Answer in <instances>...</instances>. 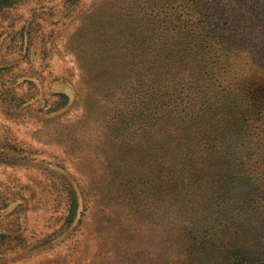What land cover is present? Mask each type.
<instances>
[{
	"label": "rangeland",
	"instance_id": "374dc122",
	"mask_svg": "<svg viewBox=\"0 0 264 264\" xmlns=\"http://www.w3.org/2000/svg\"><path fill=\"white\" fill-rule=\"evenodd\" d=\"M161 10L146 0H23L0 10V264H235L232 245L264 249V163L227 183L238 232L223 231V248L193 249L187 237L225 225L218 185L194 187L161 212L148 197L135 203V185L128 194L157 147L182 143L204 110L216 111L213 123L223 116L221 87L189 90L178 71L164 73L151 41L140 54L135 39L156 31L155 12L171 18ZM257 65L232 83L254 97L231 105L249 106L231 116L250 129L237 150L249 141L254 157L264 155V128L244 118L256 112L247 101L264 99ZM71 190L78 214L67 225Z\"/></svg>",
	"mask_w": 264,
	"mask_h": 264
},
{
	"label": "trees",
	"instance_id": "16d2710c",
	"mask_svg": "<svg viewBox=\"0 0 264 264\" xmlns=\"http://www.w3.org/2000/svg\"><path fill=\"white\" fill-rule=\"evenodd\" d=\"M20 1L23 0H0V10L10 8ZM146 1H152L156 7L160 5L161 14L170 15V11L171 18L162 19L158 17L160 12H155L156 31L148 34L142 31L135 39L140 54L146 55L151 41L154 46L156 44V60L165 65L164 73L178 71L182 75L180 78H188L186 85L189 90L196 88L194 93H197L204 92L209 86L221 87L222 96L216 103V110H222L223 116L219 122L213 123L216 111L213 113V110H204V113L192 119L189 127L181 130L184 138L182 143L168 150L162 149L163 145H160V149L157 147L155 150L158 154L152 159L149 172H139L135 180L128 179L125 185L128 194H132L128 184L135 185V203L139 207L142 206L140 200L148 197L155 201L161 212L163 209L184 205L190 199L194 187L203 183L216 184L210 189L221 188L222 197H228L221 215L226 220L225 225L222 228L219 226L222 229L219 233L214 226H208L187 237H190L189 247L193 249L223 248V231L238 232L237 226L233 227L232 223V217L237 216L234 214L236 208L233 207V200L237 198L225 194L224 190L229 189L227 183L229 179H233L235 171L264 163L262 152L256 157L249 154V141L243 140V149L237 150L238 136L246 137L242 134L250 132V129L248 125H243L245 128L241 129L237 120L231 116L233 113L246 114L249 107L246 104L245 110L233 111L232 107L235 106L231 105L254 97L252 93L239 95L232 83L237 82V74L251 70L264 57V3L260 0ZM252 1V5L249 4ZM250 12L254 15V20L246 17ZM183 14L187 16L186 19L181 17ZM250 21L252 31L249 32L244 24H249ZM256 68L264 71L262 65H257ZM247 102L255 104L252 108L256 112L245 117L244 122H259L264 128V99ZM252 128L255 129L253 126ZM261 130L264 134V129ZM260 142H263L264 147V137ZM216 177L219 180L214 179ZM136 179L138 183H135ZM68 201L65 216L67 225L78 214L75 190L69 191ZM247 248L232 245L229 250L230 256H233L232 263L264 264V249L255 254Z\"/></svg>",
	"mask_w": 264,
	"mask_h": 264
}]
</instances>
